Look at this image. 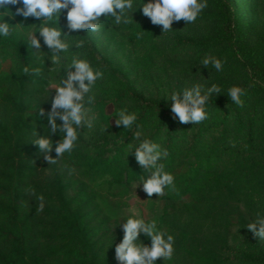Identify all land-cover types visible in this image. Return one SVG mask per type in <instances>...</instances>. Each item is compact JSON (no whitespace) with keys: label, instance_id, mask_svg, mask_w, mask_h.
<instances>
[{"label":"rangeland","instance_id":"374dc122","mask_svg":"<svg viewBox=\"0 0 264 264\" xmlns=\"http://www.w3.org/2000/svg\"><path fill=\"white\" fill-rule=\"evenodd\" d=\"M231 1L234 14L230 17L217 1L208 0L196 21H174L172 30L165 33L139 9L132 14L133 22L120 28L101 16L105 24L99 32L83 30L95 54L87 44L70 49L56 71L48 68L47 53L34 54L36 50L29 48L30 69L39 67L48 81L59 83L73 55L88 59L104 72L93 89L94 127L82 129L73 150L52 164L31 141L47 133L45 117L55 89L46 91L47 84L35 81L23 87L11 83L8 77H18V64L0 49V131L23 149L29 148L18 154L0 139V264H118L115 246L123 237V221L132 214L146 221L154 219L159 229L174 235L172 256L157 258L156 264H262L264 240L246 226L257 213L264 216L263 94L242 98L237 112L244 127L238 138L234 135L240 120L235 121L233 115L229 133L218 145L212 138L213 112H208L194 149L187 142L194 122L175 126L174 149L162 161L175 177V188L159 198L156 194L148 197L142 185L134 189L133 182L144 170L134 171V163H138L132 162L133 155L126 159V143L110 171L95 173L110 151L109 142L129 133L116 126V110L114 114L126 108L138 115L141 100L170 109L171 101L165 96L197 82L217 84L220 93L209 100H225L231 86L247 83L250 66H264V0ZM66 11H62L59 25L68 35H80L82 30L68 32ZM6 19L13 26L19 23L16 18ZM137 32H144L139 40ZM18 40L28 48L21 36ZM68 40L81 39L73 36ZM40 50L50 51L43 44ZM37 55L45 58L44 64ZM96 55L124 80L105 71ZM206 56L220 58L222 70L202 66ZM40 108L45 117L39 116ZM19 115L30 130L18 136L13 124ZM158 117L154 114L143 123L146 136L154 131ZM172 122L159 133L160 142L156 141L164 149L163 142L174 128ZM3 134L0 132V138ZM59 138V134L52 137L54 142ZM52 156L56 158L54 152ZM41 195L45 206L38 211L37 197ZM140 239L150 244L143 234Z\"/></svg>","mask_w":264,"mask_h":264},{"label":"clouds","instance_id":"9594fccd","mask_svg":"<svg viewBox=\"0 0 264 264\" xmlns=\"http://www.w3.org/2000/svg\"><path fill=\"white\" fill-rule=\"evenodd\" d=\"M9 5L15 7V13L9 10ZM208 0H0V42L12 38L14 35L21 36L28 45V49H35L34 54L47 53L46 61L51 62L50 71H56L64 53L70 49L84 47V40L69 42L68 38L81 35H68L62 30L58 21L63 10L66 11L68 32L77 30H90L92 33L99 32L104 16L114 26L130 25L133 22L132 14L138 9L147 17L153 25L162 26L163 33L172 30L174 21L183 19L190 24L197 20L205 8ZM29 17L40 20L44 18L35 29L24 27L18 23L13 26L6 17ZM137 24V23H136ZM139 25V24H138ZM22 26V27H21ZM27 29V31H24ZM39 34L37 36L36 34ZM144 32H137L136 39L142 38ZM43 46L49 52L40 50ZM40 64L45 63L42 55H37ZM201 65L208 68L211 65L216 71H221L223 61L215 56H206ZM74 69V70H73ZM25 72L39 74L40 68H24ZM104 77V72L94 66L88 59L73 55L70 62L64 68L63 78L57 83L49 80L46 91L55 89L52 95L51 108L45 117L44 110L40 108L39 116L45 117L47 124L44 125L47 133L37 136L31 141L38 148L39 155L52 164L63 154L70 153L82 129H92L96 121V114L90 106L96 100L93 92L98 80ZM220 87L213 83L205 86L203 83H193L181 91H172L165 97L171 101L170 112L180 123L195 124L208 118V102L213 94H219ZM245 90L239 85L231 86L227 96L235 105H242L241 97ZM117 111V110H116ZM116 111L114 113H116ZM117 127L132 129L131 143H127L126 159L133 155L135 161L144 170L138 181L133 182L136 188L142 185V190L151 197L156 194L158 198L168 189L175 188V177L172 172L165 170L162 161L167 158V149L161 147L156 141L149 139L141 125L136 124L137 115L129 112L126 108L114 114ZM59 121V123H58ZM109 123V121H108ZM108 128H101L106 131ZM54 134H59L58 141L52 139ZM125 143V142H124ZM55 153L53 158L52 153ZM37 210L44 209V197L38 196ZM121 225V223H119ZM123 237L115 246V259L118 264H156L157 258L169 259L174 252V235L157 227L156 220L146 221L136 214L129 215L122 225ZM254 236L264 240V216L259 213L246 226ZM143 234L150 240L145 244L140 236Z\"/></svg>","mask_w":264,"mask_h":264},{"label":"trees","instance_id":"16d2710c","mask_svg":"<svg viewBox=\"0 0 264 264\" xmlns=\"http://www.w3.org/2000/svg\"><path fill=\"white\" fill-rule=\"evenodd\" d=\"M215 1H217L218 5L221 8L226 9L227 15L229 17L232 16V14H234L233 5H232L231 0H215ZM8 7L10 11L15 13V7H20V5H17V6L9 5ZM15 18L24 27H29L31 29H35V27H37L33 25H38L39 23H41L40 20H36L31 17H29L27 20H24L23 17H20V16H15ZM24 31H27V29H25ZM80 35H81L80 39L84 40L85 44H87V46L92 50V53L95 54V51L92 48L91 39L87 37V35H85L83 30L80 33ZM18 38L19 36L14 35L12 38L0 42V49L3 50L4 52L9 53L11 57L13 58V60L16 61V63L18 64V71H19L18 77L14 75L9 76L8 77L9 81L17 85L18 87H23L24 85L29 84L32 81H35V82H38L44 85L48 84V80L40 73L35 74L31 71L29 72L24 71L25 67H28L30 69V52L26 46H23L20 44ZM201 44H204V43H201ZM245 58H248V57H245ZM96 59L98 60V62L101 64V66L103 67L105 71H111V67L109 63L105 61L104 58H102L99 55H96ZM111 72L117 78H119V80H124V79H121V77L118 75L117 72L115 71H111ZM247 77H248L247 83L242 86V88L245 90V94L241 97V99L244 96L248 94H252V93L264 95V66H257V67L250 66L249 71H247ZM137 108L140 111H139V114L137 115V120L135 123L141 125V127L144 122H147V118L149 119L152 115L159 114V117L156 121L157 125L154 131L147 136L149 139H152L154 141L160 142L159 133L161 134L165 132L166 131L165 127L167 123L170 121H173L171 126H173L174 128H172L171 134H167L168 139H166V141L163 142L165 145V149H167V152H168V156H167L168 158L171 152L173 151L174 143L177 140L176 133L173 130L176 129L175 126H181L182 123H180L178 120H176L173 117L172 113L170 112V109H168L167 107L155 101L141 100V103L140 105L137 106ZM238 108L239 106L235 105L232 101H230L229 98L225 100H219V101L209 100L207 111L213 112L216 116L215 122L212 125V131H213L212 138H213L214 144L218 145L225 141V138L229 133V127L232 123L230 115H233L235 121L240 120L239 112H237ZM23 120H24L23 115H19V117L15 119V123L13 124V132L15 133V135L19 136L23 134V132L30 130L23 124ZM251 121L252 119H249V122ZM206 122H207V119L204 121H201L198 124H195V123L193 124L194 126L192 128L191 137L187 141L189 142V148L194 149V145L196 144V139L200 137L201 130L206 127ZM243 127H244L243 121L242 120L238 121L237 130L235 131V135H234L236 138H238L243 133L242 131ZM134 131H135V124L133 125L132 129H129V133L126 134L124 137L117 136L109 142L111 146L109 147L110 151L106 155L105 159L102 160V162L100 163L102 167L98 168V170L95 171L96 174H99L101 172L99 170L110 171L112 166H114V164H116L119 161V158H120L119 152L121 148L125 145V143L127 144L131 142L132 133ZM0 132L1 134H3L2 131ZM185 134H187V129H186ZM0 139L5 143L10 144L13 147L14 151H16L18 154L24 151H29V148L23 149L20 146L19 142L15 141L14 138H12L10 135L8 136V135L3 134ZM167 158H165V160H167ZM133 161H135L134 158L132 159V162ZM133 169L134 171H142V167L138 164L136 165V163H134ZM262 264H264V259H262Z\"/></svg>","mask_w":264,"mask_h":264}]
</instances>
